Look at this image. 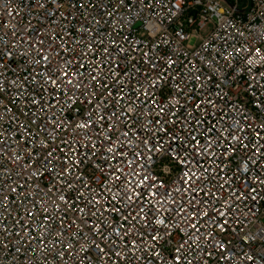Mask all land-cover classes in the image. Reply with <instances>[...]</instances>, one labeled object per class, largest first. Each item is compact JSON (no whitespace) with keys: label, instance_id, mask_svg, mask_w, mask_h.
<instances>
[{"label":"built area","instance_id":"2783aa9c","mask_svg":"<svg viewBox=\"0 0 264 264\" xmlns=\"http://www.w3.org/2000/svg\"><path fill=\"white\" fill-rule=\"evenodd\" d=\"M0 0V264H264V0Z\"/></svg>","mask_w":264,"mask_h":264},{"label":"water","instance_id":"95a60500","mask_svg":"<svg viewBox=\"0 0 264 264\" xmlns=\"http://www.w3.org/2000/svg\"><path fill=\"white\" fill-rule=\"evenodd\" d=\"M223 1L224 3H226L229 7H232V3L229 1V0H221Z\"/></svg>","mask_w":264,"mask_h":264},{"label":"snow or ice","instance_id":"6c2138e0","mask_svg":"<svg viewBox=\"0 0 264 264\" xmlns=\"http://www.w3.org/2000/svg\"><path fill=\"white\" fill-rule=\"evenodd\" d=\"M262 182H264V181H262Z\"/></svg>","mask_w":264,"mask_h":264}]
</instances>
